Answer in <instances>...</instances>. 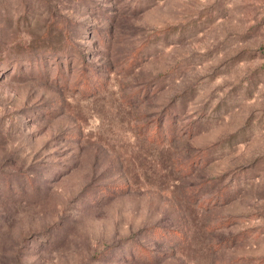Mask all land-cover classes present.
Segmentation results:
<instances>
[{"label":"rangeland","instance_id":"rangeland-1","mask_svg":"<svg viewBox=\"0 0 264 264\" xmlns=\"http://www.w3.org/2000/svg\"><path fill=\"white\" fill-rule=\"evenodd\" d=\"M0 264H264V0H0Z\"/></svg>","mask_w":264,"mask_h":264}]
</instances>
